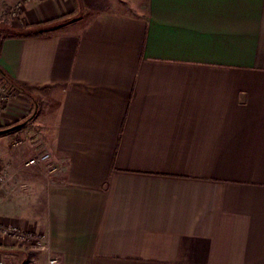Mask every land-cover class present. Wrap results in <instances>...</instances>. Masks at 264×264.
Masks as SVG:
<instances>
[{"label": "crops", "instance_id": "1", "mask_svg": "<svg viewBox=\"0 0 264 264\" xmlns=\"http://www.w3.org/2000/svg\"><path fill=\"white\" fill-rule=\"evenodd\" d=\"M10 5L0 223L56 264H264V0ZM0 260L47 264L5 237Z\"/></svg>", "mask_w": 264, "mask_h": 264}, {"label": "built area", "instance_id": "2", "mask_svg": "<svg viewBox=\"0 0 264 264\" xmlns=\"http://www.w3.org/2000/svg\"><path fill=\"white\" fill-rule=\"evenodd\" d=\"M10 16L14 17L17 14V9L10 10ZM18 15V14H17ZM16 89L8 81H6L0 72V115L3 114L9 106L10 101L14 97ZM27 165L45 164L47 170L52 172L56 171L57 165L52 160L51 154L47 151H41L34 156L30 157L26 161ZM3 180L0 177V191L3 186ZM0 237L11 239L13 242H17L25 247L43 250L47 256V264H56L57 259L50 253L48 242L41 232L25 231L13 224H1L0 223ZM0 264L3 262L0 260Z\"/></svg>", "mask_w": 264, "mask_h": 264}, {"label": "rangeland", "instance_id": "3", "mask_svg": "<svg viewBox=\"0 0 264 264\" xmlns=\"http://www.w3.org/2000/svg\"><path fill=\"white\" fill-rule=\"evenodd\" d=\"M13 8L17 9V14H18V6L17 5H10V6H7L6 8H4L3 13L0 15V20L3 24L5 21H13L17 17V14L14 17L10 16V14H9L10 10Z\"/></svg>", "mask_w": 264, "mask_h": 264}, {"label": "water", "instance_id": "4", "mask_svg": "<svg viewBox=\"0 0 264 264\" xmlns=\"http://www.w3.org/2000/svg\"><path fill=\"white\" fill-rule=\"evenodd\" d=\"M25 122H21V123H17V124H14V125H11V126H8L6 128H2L0 129V135L1 134H4V133H7L9 131H13L19 127H21Z\"/></svg>", "mask_w": 264, "mask_h": 264}, {"label": "trees", "instance_id": "5", "mask_svg": "<svg viewBox=\"0 0 264 264\" xmlns=\"http://www.w3.org/2000/svg\"><path fill=\"white\" fill-rule=\"evenodd\" d=\"M13 125V124H12Z\"/></svg>", "mask_w": 264, "mask_h": 264}]
</instances>
